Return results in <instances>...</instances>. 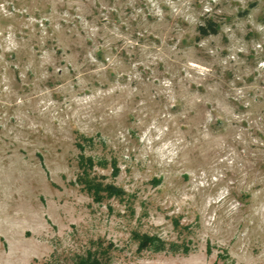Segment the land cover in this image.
<instances>
[{"label":"rangeland","instance_id":"1","mask_svg":"<svg viewBox=\"0 0 264 264\" xmlns=\"http://www.w3.org/2000/svg\"><path fill=\"white\" fill-rule=\"evenodd\" d=\"M89 253L264 264V0H0V264Z\"/></svg>","mask_w":264,"mask_h":264},{"label":"trees","instance_id":"2","mask_svg":"<svg viewBox=\"0 0 264 264\" xmlns=\"http://www.w3.org/2000/svg\"><path fill=\"white\" fill-rule=\"evenodd\" d=\"M219 28L220 25H218L211 19H207L202 23V25L197 27V33L199 35V38H204L207 36L216 35ZM142 244H145V240L142 241ZM148 244L149 243H147V245ZM100 255H92L89 253L84 258L79 259L76 264H108V254L101 253Z\"/></svg>","mask_w":264,"mask_h":264}]
</instances>
